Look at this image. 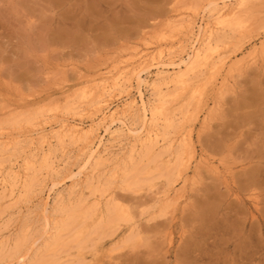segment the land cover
Instances as JSON below:
<instances>
[{
    "label": "rangeland",
    "instance_id": "1",
    "mask_svg": "<svg viewBox=\"0 0 264 264\" xmlns=\"http://www.w3.org/2000/svg\"><path fill=\"white\" fill-rule=\"evenodd\" d=\"M206 1L0 0V131L25 129L59 109L70 113L87 108L94 90L101 88L102 93L105 79L101 81L99 73L111 68L107 75L121 78L132 52L136 58L148 52L147 62L156 61L178 37L177 28L166 27L169 14L195 13ZM256 2L242 26L222 32L229 37V64L264 40V0ZM259 53L254 61L237 66L222 91L227 70L196 98L170 103L187 118L181 130V114L175 116L178 129L172 127L170 137L190 131L195 147L183 154L178 139L170 148L173 157L168 158L180 155L188 166L186 187L174 181L173 159L151 162V168L144 169L123 156L125 144L111 150L113 157H124L118 161L123 168L112 177L116 163L111 160L101 167L95 177L104 193L93 194L87 181L76 182L71 176L80 161L77 151L70 153L73 160L59 154L63 170L67 163L74 172L60 179L53 197L74 189L78 193L84 186L87 205L96 200L100 205L88 219L80 215L71 223L57 213L56 221L66 223L60 229L62 243L52 247L44 264H264V53ZM22 124L25 127H18ZM109 179L111 185L106 184ZM7 190L0 183L3 254L20 242L26 223H32L31 231L41 227L40 201L26 203V196L17 192L15 198H3ZM55 200L51 198L53 205Z\"/></svg>",
    "mask_w": 264,
    "mask_h": 264
},
{
    "label": "bare ground",
    "instance_id": "2",
    "mask_svg": "<svg viewBox=\"0 0 264 264\" xmlns=\"http://www.w3.org/2000/svg\"><path fill=\"white\" fill-rule=\"evenodd\" d=\"M256 1L207 0L201 10L197 9L198 11L195 13L177 14L173 13V10L170 11L169 13L172 12V14L168 13L169 16L166 18L165 24L171 30L173 26L175 29L177 28V33L175 34L178 37L175 38L176 40L171 39L172 45L170 46L169 44L170 47H168L166 54L160 56L156 61L148 63V52L142 54V51L139 50L141 52L137 54L139 55L137 58L134 55L136 53L132 52L124 71L121 69L123 71L121 72L123 74L121 78L112 77L110 76L111 73L107 75V73L109 74L112 71L111 68L105 74L104 72L99 73L101 79L99 77L97 79L101 81L105 79L102 83L104 85L102 93L99 91L101 88L94 90L96 92H93L91 97L89 96L88 101L91 103L87 108L78 109L77 107L72 112L69 111L70 113L59 109L54 111L53 114H49L50 116L45 119H40L36 124L28 125V123L26 127L25 124L18 125V127H25V129L13 127L9 131L7 129L0 131V171L4 172V174L2 173L4 178H1L0 183L8 189L3 198L14 197L17 193H20L19 197H22L21 195L26 196V203L37 199L42 204L41 210L39 209L40 218L38 220L36 216V220H34V225L37 220L40 221V229L38 228L39 230H37L36 228L37 232H34L35 230L31 231L30 225L32 223H26L20 242L14 245L13 249H10V253L3 251V254L0 248V264H44L46 255L52 250V247L62 243V230L60 231V229L65 228H62L63 221L60 223L56 221L57 213L65 215L66 218L70 219L69 223H71L76 221L80 215L86 216L88 219L100 205L99 200L90 203L89 206L87 205L86 199L82 197L84 192V186L82 185H80L82 187L78 189V193L74 189L68 195L59 193L53 197L60 179L68 176L69 172L72 173V167H74L62 162L67 167L64 171L63 167L60 166L61 164H59L61 159L59 154L64 155L67 159H72L73 156L70 153H73L72 150L77 151V160L80 159V161L77 168L75 166L76 172L73 170L74 174H71V176L77 177L76 182L87 181L86 187L91 193L95 194L96 191L101 190L98 187L100 178L95 177V174L101 167L107 165L108 161L112 160V162L116 163L114 164L116 169L113 167L115 171L112 173V177H116L118 170L123 168L122 163L118 161L124 157H127L133 163L136 160L135 166L140 165L145 169L146 167L151 168V162L156 164L161 161L164 162L171 155L173 157L170 148L174 146V142L178 139H180L179 147L185 150L182 151V153L184 152L183 154L190 150L193 151L189 147L195 149L192 143V136L188 134L190 131L188 133H180L181 136L177 138L170 137V129L172 127L178 129L175 126V116L179 113L181 114V130L183 123L187 119L182 110L180 112L172 110L171 107L176 104L171 106L170 103L181 101V97L196 98L197 95H201L204 88L218 80L221 72L227 70L228 76L224 78V81L222 80L219 86V89H221L219 91H222L224 86L227 85L230 76L234 75L232 73L238 68L239 64L245 65L252 60L254 61L257 55L260 54L259 52L264 53V40L261 39V45L252 46L245 56L229 64V60L232 57L228 54L229 37L226 34L230 30L242 26L244 18H247L246 15L253 12L251 6ZM247 11H249L248 14ZM222 32L227 33L224 34ZM109 79L114 80L110 81ZM98 84H100V87L103 86L101 83ZM97 87L99 88V86ZM147 90H151L152 97L146 96ZM179 124L177 123V127ZM125 144L127 146L123 147ZM118 147H123V150L126 148L124 157L112 156V149H118ZM160 148H164V150L158 151ZM171 159L174 160V172L171 171L175 179L173 180L181 182L184 188L188 182V177H186L188 172H185L188 166L185 165V161L180 155H176ZM171 159L168 158L167 160ZM203 161L205 160L203 159ZM203 161L202 163L205 164ZM126 163L127 161L123 162L125 165ZM127 164L129 165V163ZM212 168L214 169V167ZM170 178L172 176H169ZM111 180L105 181L106 184L111 185L114 178ZM127 180L131 183V180ZM97 183L98 185H96ZM101 191L103 192V190ZM183 191L180 193L184 194L185 192ZM174 192H177V189ZM175 196L177 197V195ZM51 198L56 199L54 205L51 202ZM113 206L115 205H112V208ZM108 207L110 208L111 206ZM29 210L31 213V208ZM109 212L112 213L113 209ZM119 212L121 211L118 209L117 216L119 214L121 219H123ZM27 219L30 218L27 217ZM97 229L99 228L97 227ZM100 236L99 238H102V235ZM127 237L130 236L127 235ZM133 237L135 238V236ZM41 248L44 253L41 252L40 255L39 251H41Z\"/></svg>",
    "mask_w": 264,
    "mask_h": 264
}]
</instances>
